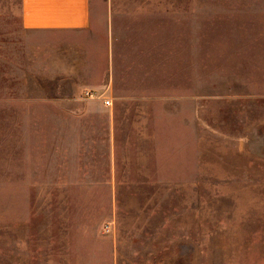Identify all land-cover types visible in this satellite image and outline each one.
Here are the masks:
<instances>
[{
    "label": "rangeland",
    "instance_id": "1",
    "mask_svg": "<svg viewBox=\"0 0 264 264\" xmlns=\"http://www.w3.org/2000/svg\"><path fill=\"white\" fill-rule=\"evenodd\" d=\"M110 4L0 0V264H264V0Z\"/></svg>",
    "mask_w": 264,
    "mask_h": 264
},
{
    "label": "crops",
    "instance_id": "2",
    "mask_svg": "<svg viewBox=\"0 0 264 264\" xmlns=\"http://www.w3.org/2000/svg\"><path fill=\"white\" fill-rule=\"evenodd\" d=\"M112 16L114 14L110 0H20V23L25 30L79 31L101 26L104 29L105 41L100 56L106 58L110 66L109 85L115 78L113 63L116 56V46L112 38ZM83 94L93 96L94 93L84 91ZM102 95L105 96L102 100L108 97L105 93ZM108 99L111 106L112 100Z\"/></svg>",
    "mask_w": 264,
    "mask_h": 264
},
{
    "label": "built area",
    "instance_id": "3",
    "mask_svg": "<svg viewBox=\"0 0 264 264\" xmlns=\"http://www.w3.org/2000/svg\"><path fill=\"white\" fill-rule=\"evenodd\" d=\"M90 93H87V95H89ZM104 104L105 105H110V100L109 99H107V98H105L104 99Z\"/></svg>",
    "mask_w": 264,
    "mask_h": 264
}]
</instances>
